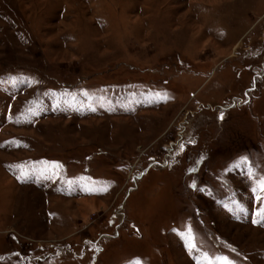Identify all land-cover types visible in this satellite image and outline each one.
Segmentation results:
<instances>
[{"label": "rangeland", "instance_id": "374dc122", "mask_svg": "<svg viewBox=\"0 0 264 264\" xmlns=\"http://www.w3.org/2000/svg\"><path fill=\"white\" fill-rule=\"evenodd\" d=\"M0 264H264V0H0Z\"/></svg>", "mask_w": 264, "mask_h": 264}, {"label": "snow or ice", "instance_id": "6c2138e0", "mask_svg": "<svg viewBox=\"0 0 264 264\" xmlns=\"http://www.w3.org/2000/svg\"><path fill=\"white\" fill-rule=\"evenodd\" d=\"M190 246L194 247V245H190Z\"/></svg>", "mask_w": 264, "mask_h": 264}]
</instances>
